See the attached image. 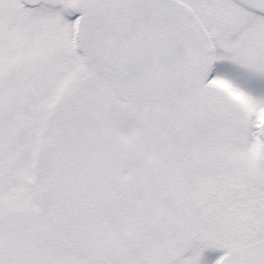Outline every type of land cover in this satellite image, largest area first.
Wrapping results in <instances>:
<instances>
[{"label": "snow or ice", "instance_id": "snow-or-ice-1", "mask_svg": "<svg viewBox=\"0 0 264 264\" xmlns=\"http://www.w3.org/2000/svg\"><path fill=\"white\" fill-rule=\"evenodd\" d=\"M0 264H264V0H0Z\"/></svg>", "mask_w": 264, "mask_h": 264}]
</instances>
